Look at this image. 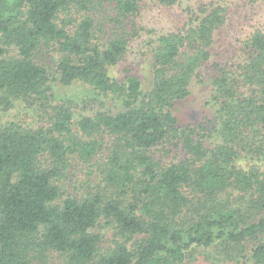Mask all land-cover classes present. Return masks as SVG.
<instances>
[{
  "label": "trees",
  "instance_id": "trees-1",
  "mask_svg": "<svg viewBox=\"0 0 264 264\" xmlns=\"http://www.w3.org/2000/svg\"><path fill=\"white\" fill-rule=\"evenodd\" d=\"M144 1L0 0V107L50 115L0 124V264H264V27L214 65V117L182 126L175 106L229 9L202 3L159 35L145 90L111 73L144 29ZM52 55L61 84L88 83L122 109L76 120L53 101ZM85 169L96 181L83 186Z\"/></svg>",
  "mask_w": 264,
  "mask_h": 264
},
{
  "label": "rangeland",
  "instance_id": "rangeland-1",
  "mask_svg": "<svg viewBox=\"0 0 264 264\" xmlns=\"http://www.w3.org/2000/svg\"><path fill=\"white\" fill-rule=\"evenodd\" d=\"M202 3L227 6L229 18L226 25L217 32L211 61L203 67L199 77L193 80L191 94L175 106V113L182 126L214 117L216 108L209 102L212 92L213 67L217 63H235L242 55V42L255 28L264 27V0H179L174 5H164L156 0H146L142 3V11L139 16V21L144 29L133 41L126 57L111 71L112 75L121 80H125L129 72L139 75L143 82V88L147 90L151 86L153 78V51L159 35L184 26L191 18L192 13L199 10ZM55 59L53 55L46 59L52 71L55 99L53 101L55 103L67 101L72 106L76 120L83 116L95 115L99 111L116 113L122 109L121 98L94 89L88 83L61 84L56 74ZM49 118L50 115L46 111L24 102H16L9 109L0 107V124L17 121L26 126L38 128L49 125ZM95 181V175L89 176L88 169L81 173L80 182L83 186L93 184ZM245 259L241 258L240 261L234 262L227 261V263H216L213 258L212 262L199 259L195 264H252L251 261L247 262Z\"/></svg>",
  "mask_w": 264,
  "mask_h": 264
}]
</instances>
